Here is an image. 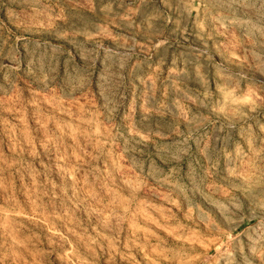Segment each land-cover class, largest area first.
<instances>
[{
    "label": "rangeland",
    "instance_id": "1",
    "mask_svg": "<svg viewBox=\"0 0 264 264\" xmlns=\"http://www.w3.org/2000/svg\"><path fill=\"white\" fill-rule=\"evenodd\" d=\"M0 264H264V0H0Z\"/></svg>",
    "mask_w": 264,
    "mask_h": 264
},
{
    "label": "bare ground",
    "instance_id": "2",
    "mask_svg": "<svg viewBox=\"0 0 264 264\" xmlns=\"http://www.w3.org/2000/svg\"><path fill=\"white\" fill-rule=\"evenodd\" d=\"M34 30H35V29H34ZM36 31H37V30H36ZM38 32H39V31H38ZM35 35H37V34H35ZM39 37H40V36H39ZM45 38H46V37H45ZM45 38H44V39H45Z\"/></svg>",
    "mask_w": 264,
    "mask_h": 264
}]
</instances>
